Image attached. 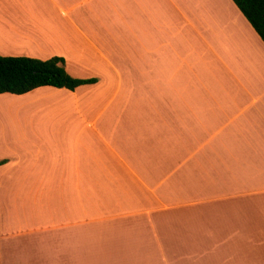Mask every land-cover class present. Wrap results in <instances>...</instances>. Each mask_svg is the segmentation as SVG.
I'll return each mask as SVG.
<instances>
[{
  "label": "crops",
  "instance_id": "crops-1",
  "mask_svg": "<svg viewBox=\"0 0 264 264\" xmlns=\"http://www.w3.org/2000/svg\"><path fill=\"white\" fill-rule=\"evenodd\" d=\"M0 55L98 79L13 94L59 100L9 106L0 264H264V43L232 0H0Z\"/></svg>",
  "mask_w": 264,
  "mask_h": 264
},
{
  "label": "trees",
  "instance_id": "trees-1",
  "mask_svg": "<svg viewBox=\"0 0 264 264\" xmlns=\"http://www.w3.org/2000/svg\"><path fill=\"white\" fill-rule=\"evenodd\" d=\"M240 13L264 43V0H232ZM64 59L52 56L38 59L28 56L0 55V94H25L38 87L51 86L74 91L82 85H91L97 78H78L64 67Z\"/></svg>",
  "mask_w": 264,
  "mask_h": 264
},
{
  "label": "rangeland",
  "instance_id": "rangeland-1",
  "mask_svg": "<svg viewBox=\"0 0 264 264\" xmlns=\"http://www.w3.org/2000/svg\"><path fill=\"white\" fill-rule=\"evenodd\" d=\"M198 11H199V6L197 7ZM146 10H150L148 8H143L141 9L142 12H145ZM213 15H216L215 12ZM199 20V19H198ZM213 20H215V17L213 18ZM200 21V20H199ZM160 31H164V27L163 28H159V32ZM161 37L162 34L160 35ZM160 52L164 55V59L166 60H170L171 58L174 59V62H177V58L172 54L168 49H165L164 46L162 47L160 45ZM47 91V95L42 94V95H34L35 98L31 101V97H27V98H21V99H17L15 98V96L13 94H5V96L3 98H0V103H5L4 105H6V108H0V134L3 133V131L7 128L12 129L13 128V123L11 124L12 121V114L14 113L13 109L9 106H11V104L14 103V101H28L30 100L31 103L36 104V103H41V102H46V101H50L47 103H52L55 101H58L59 99L56 98V93L54 92V90H46ZM13 100V101H9V100ZM2 101V102H1ZM8 104V105H7ZM35 112V111H34ZM49 114L51 116H48L46 113L47 111L45 110V113L41 114L38 109L36 110V114L34 115V117L37 118H47V117H72L75 114V110L72 109L71 110H64L63 107L58 111H48ZM57 113H59V115L57 116ZM95 117V114L93 115ZM98 118V117H97Z\"/></svg>",
  "mask_w": 264,
  "mask_h": 264
},
{
  "label": "bare ground",
  "instance_id": "bare-ground-1",
  "mask_svg": "<svg viewBox=\"0 0 264 264\" xmlns=\"http://www.w3.org/2000/svg\"><path fill=\"white\" fill-rule=\"evenodd\" d=\"M9 101H13V100H9ZM37 253H38V251H37ZM37 253H36V254H37ZM39 253H41L42 255L40 254V255H38V256H39V257L42 256V259H43V258H44V253H42V252H39ZM30 254H31V253H30ZM36 254H35V255H36ZM45 255H46V254H45ZM45 257H48V256H45ZM40 259H41V258H40ZM44 259H45V258H44ZM44 259H43V261H44ZM47 260H48V259H47ZM38 261H39V260H38ZM46 262H47V261H46ZM46 262H44L43 264H45ZM49 262H50V260H49ZM28 263H29V262H28ZM28 263H26V264H28ZM35 263L37 264V262H35ZM51 263H52V262H51ZM22 264H23V263H22Z\"/></svg>",
  "mask_w": 264,
  "mask_h": 264
}]
</instances>
